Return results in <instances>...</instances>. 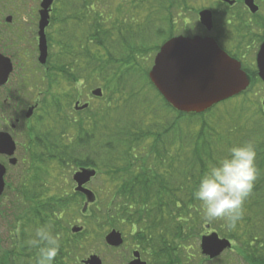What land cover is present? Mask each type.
Returning a JSON list of instances; mask_svg holds the SVG:
<instances>
[{
  "label": "trees",
  "instance_id": "16d2710c",
  "mask_svg": "<svg viewBox=\"0 0 264 264\" xmlns=\"http://www.w3.org/2000/svg\"><path fill=\"white\" fill-rule=\"evenodd\" d=\"M173 2L177 3L178 0L129 1L134 11L132 17L117 21L110 15H104L98 9L95 0H83L82 7L88 8V17L85 13L80 17V21L86 24L83 36L80 37L78 48H75L74 52L71 51L72 47L61 43L57 68L60 71L59 75L66 74L65 77L75 81V87L83 78L85 84L90 87L96 84V80H104L107 92L104 96L105 105L93 110L90 104L84 110L87 116H80L81 118L74 120L73 123L71 118L63 115L61 109L63 97H60L51 115L44 113L54 120L51 127L53 130L44 124L45 120L41 123L42 164H47L51 160L58 161L63 166H68L73 161L75 163L78 155L73 152H77L79 148L72 147L73 143L97 141L101 144H127L124 147L105 146L106 151L111 153H107V163L104 161L102 164L104 168L107 166L115 170L108 173L111 178L110 189L107 191L110 194L109 199L105 205L93 210L92 217L98 227L104 228L103 225L106 223L115 227V222H120L134 229L137 223L145 225L144 218L151 226L161 227L166 212L167 229H171L169 223L173 222L174 217L179 221V225L184 224L187 232L192 227L205 225V220L201 218V203L193 197L202 175L226 157L231 147L251 142L257 154L255 160V165L258 166L257 178L252 192L244 201L241 219L234 228L227 227L222 231V235L234 241L233 249L236 248L248 264H264V116L254 117L253 112L251 113L253 99L245 95L240 102H236L238 97L225 101L222 104L228 103L227 108L220 111L219 115L215 112L216 106L203 113L177 112L179 117L190 119V123H199L197 130L188 132H184L178 123H164L163 126L151 123L146 119L145 113L140 116L139 111L129 107L136 97L145 95L141 93L145 85L127 82L136 65L133 54L138 55L144 50L151 51L140 43L142 35L147 32H155L158 35L166 32L162 25L156 26L155 20L151 19L152 13L144 15L147 17L145 21L140 20V10L147 7L149 13L156 8L159 13H163L166 12V4L170 3L171 7ZM134 20L135 29H138L136 31L131 24ZM139 25L143 26L139 28ZM169 35H172V32ZM113 49L124 54L118 57ZM123 66H126V69H122ZM146 86L154 89L149 80L146 81ZM76 96L79 94L70 98L69 102ZM100 99H103V96ZM161 99L167 110L175 111L163 98ZM234 112H238V116ZM243 112L249 113L250 119H246V123L236 118L241 117ZM214 115L219 117L211 122ZM228 117L230 120L224 122L223 119ZM89 125L92 128L90 130L87 129ZM72 127L76 132L70 135L71 132L68 130ZM148 137L153 139L149 146L132 145L145 143ZM138 151L142 156L136 154ZM150 155L154 156L153 164L148 160ZM140 157H143V162L138 161ZM140 173H144L146 177H133ZM119 174H128L132 177H116ZM40 178L45 180L43 177ZM112 187L114 190L111 192ZM25 193L27 196L23 198L29 201V207L22 206V210L16 213L18 216L13 223L7 218L11 226L8 229L10 234L6 237V247L0 246V264H36L38 248L32 246L29 241L33 238L35 229L43 225H50L53 233L60 237V251L54 264H82L79 261V252L84 243L90 240L91 232L86 228L77 234L65 231L61 218L67 200H57L55 195L49 200L44 199L42 198L44 190L34 195L24 191L22 195ZM89 210L87 208L82 213L86 215ZM102 215L106 218V223L99 222ZM186 235L189 237L187 233ZM171 258L169 256L167 262Z\"/></svg>",
  "mask_w": 264,
  "mask_h": 264
},
{
  "label": "rangeland",
  "instance_id": "374dc122",
  "mask_svg": "<svg viewBox=\"0 0 264 264\" xmlns=\"http://www.w3.org/2000/svg\"><path fill=\"white\" fill-rule=\"evenodd\" d=\"M129 1L132 0H95V3L97 4L98 9H100L104 15H110L112 16L113 20L116 19L117 21H119L121 18L130 19L132 17L134 11L131 8V5L128 3ZM182 1L183 0H178L177 3L173 2L174 4H171L172 14L170 15L167 10L166 12L159 13L156 8L152 10L153 12L150 10L148 13L147 7H143V9L140 10L139 14V17H141L140 20L145 21L147 17H144V15H146L147 13L148 16L150 13H152L151 19L155 20L156 26L159 27L162 25L166 29V22H164V19L166 18V20L169 21L171 25L170 29L172 30L173 28L172 32H179L180 29L178 28H181L182 26V16H189L191 17V19L196 20V10L200 7L208 5L210 0H186L185 5L187 6V9L185 8V6L183 7V4L180 5ZM82 2L83 0H71L70 5L67 3L59 5L60 8L58 10V13L61 16V24L59 23V25L55 28L49 27L48 29V36L51 40L49 41V51L51 57L49 58L48 65L46 67H39V65H36V68L33 66L29 67L27 65L24 69V72H26L27 75L25 76V80L23 81V86L18 85V83L16 82L9 83L13 90L18 88L19 91H22L23 88H25L24 93L26 95L27 92L31 93L32 91L28 89L29 86L33 88L36 84H38V89H41L43 94L50 95V97H44V103L45 101H49L52 99L59 101V98L63 97V100L61 101V109L63 115H65V117L68 116L73 121L79 120L81 118L80 116H87V113L85 111L78 112L75 110V100H79L81 104L89 102L93 110H96L100 107L102 108L103 104L105 105L104 96L107 95L104 80H96V84L90 87L89 85L85 84V80L83 78L79 80L78 85L75 87V81L71 78L65 77L66 74L59 75L60 71L57 68V60L61 55L60 44L64 43L63 45L66 44L67 46L72 47L71 51L74 52V49L78 48L80 37L83 36L84 26L86 24L85 22L80 21V17L82 16V13H85L88 17V8L82 7ZM37 7L38 0H0V12H2L1 23H5V18L9 15H13L14 21L19 23L24 19V17L27 18V15L32 16L36 14ZM194 7H197V9L195 8V10ZM20 15H22L21 18ZM67 17L69 19H67ZM171 17L173 18L174 25ZM135 20H137V16L135 17ZM135 20L134 23H131L133 24L134 31L138 30L135 29ZM30 26L29 28L32 29ZM141 26L143 25H139V28ZM53 30L54 32L52 33ZM165 35L166 32L160 35L156 34L155 32H147L146 34L142 35L143 38L140 40V43H143L144 46L151 49V51L149 52L148 50H144L138 55L133 54L136 65H134V71L129 74L127 82H129V84L132 82H137L145 85L141 92L145 93V95L144 97H136L131 102L129 107H133L135 110L139 111L140 116H143V113H145L146 119H148V121L151 123H158L161 126L165 125L164 123H178L179 127L184 132H188L189 130H197L199 128L198 122L190 123L191 120L187 117H179V115L175 114L173 110V112L167 110L164 102L156 93V91L152 87L146 86V81L149 80L148 73L153 65L157 49L163 42ZM54 44L55 46H53ZM113 52L119 55L118 57H120L121 54H124L117 49H113ZM53 56H55V59L52 58ZM31 68H34L35 70H32L33 75L29 77V69ZM122 69H126V66H123ZM19 72L21 73L22 71ZM95 88H101L103 90V99H100L101 97H93L91 91ZM138 90L140 91L139 87ZM0 91V95L3 97L5 95L4 93L6 92L3 90ZM256 91L259 93V97L264 94L263 89H259V87ZM76 94H79V96H76V98L72 100V102H69V99L74 98L73 96ZM21 95L23 99H27L24 94ZM257 96H253L252 98L254 101V106L251 110V113L253 112L254 117L258 115L264 116V112L262 108H260V104L258 101L259 99ZM241 98L242 97H238L236 99V102H240ZM14 103L12 102L11 104L14 105ZM227 104L228 103H224L216 107V114H221L220 111H224L227 108ZM237 113L238 112H234L236 116H238ZM217 115H214V117L211 118V122L212 120H215L217 117H219ZM236 118H239L242 123H246V119H250L248 112H243V115L241 117L239 116ZM223 120L224 122H228L230 120V117L224 118ZM73 123H75V121ZM250 124L251 123H249V126ZM4 126L5 125L0 122V130L4 129ZM90 128L91 126L89 125L87 129L90 130ZM69 131L71 132V135L76 132V129L72 127L68 130V132ZM21 132V136H24L23 131ZM23 138L19 139L21 141H26V137ZM147 139L148 140L145 143H141L139 147L149 146L153 139L152 137H148ZM117 151L118 150H116V152ZM107 158L108 155L106 154L105 163H107ZM153 159L154 156L152 155H150L148 158V160L151 161L152 164ZM72 164L73 163H69L68 166H63V164L58 163V161L55 160H51L50 162L48 161L47 164H42L41 174L45 180H42L41 178L38 179L36 187L37 189L40 188L41 191L44 190V197H42L44 199L49 200L55 195L57 200H67L66 204L63 206L61 218L63 219V226L65 227V231H67L68 233H72L71 228L76 225L82 226L86 228V230H89L91 232L90 240L84 243V246H82V249L79 252L80 262L87 259L90 255L96 254L101 258L103 264H128V262L133 258L132 251L135 250L137 246H139L138 249L141 251L142 260H144L147 264H248L240 256L236 248L233 249L235 246L234 241H232L227 236L222 235V231H225L228 227L223 219H217L210 223L205 221V225L192 227L190 231L186 232L184 224L179 225V221L174 217L173 222L169 223L171 229H167L166 212L163 215L164 221L161 227L151 226V224L147 223L146 219L144 218L143 220L145 222V225H140L137 223L134 225L135 229L120 222H115V227L108 226V224L106 223V218H103L102 215V219H100L99 222L106 224L103 225L104 228H99L96 220L94 219V217H92L93 210L95 208H98L100 205H105L107 200L109 199L110 194H108L107 191L108 189H110L109 181L111 180V178L110 174L108 173L113 172L115 168H109L107 166H105V168H100L99 171H101V176L98 173V175L93 178L88 184V188H90L96 194L97 201L89 206L90 210L85 215L84 213H82V208L84 206V203L86 202V197L80 193L77 194L75 192L76 184L73 180ZM12 170L14 171V173L18 172L17 168ZM20 178L21 177H5L7 188L4 192V195L0 199V246L3 247H6L7 245L6 237L10 234L8 229L11 227L7 222V218L10 220V222L13 223V220H15V218L18 216L16 215V213L22 210L21 207H29V201L24 199V195H22L24 190L20 187ZM32 179L33 177H29L27 180L29 182V180L32 181ZM119 183H121V181H119ZM113 190L114 189L112 187L111 192ZM42 198H39V200H41ZM102 211L104 214V210ZM201 218H203V215H201ZM178 227L179 230L177 231ZM112 229H117L122 233L125 240V244L123 246L114 248L106 244L104 240L105 235ZM212 232H217L221 238H227L232 243L231 249L225 250L219 257L214 259H211L208 256L204 255L201 251L200 246L202 236L211 234ZM186 233L189 235V237L186 235ZM169 256H171L172 258L171 260H169V262H167Z\"/></svg>",
  "mask_w": 264,
  "mask_h": 264
},
{
  "label": "flooded vegetation",
  "instance_id": "af4514ba",
  "mask_svg": "<svg viewBox=\"0 0 264 264\" xmlns=\"http://www.w3.org/2000/svg\"><path fill=\"white\" fill-rule=\"evenodd\" d=\"M62 1L64 0H55L51 6L50 22L45 30L48 41V51L49 41H51L48 36V29L49 27L55 28L59 25L61 16L58 10ZM68 1L71 2V0ZM185 1L186 0H183L180 5L183 4V7L185 6L187 9ZM254 1L258 6L256 12L251 11L246 4V0H210L208 5L204 7H200L199 9L194 7V9H197H195L196 20L191 19L189 16H182V26L178 28L180 31H177L176 34L188 37L198 36L201 38H210L216 42L221 50L238 61L241 64V69L249 79V85L235 97L249 95L253 98V96L258 95L260 108H262L264 112V94L259 97V93L256 91L259 87V89H263L264 92V80L260 77L257 62L258 53L264 41V0ZM41 3L42 0H38L36 14L32 16L27 15V18L24 17L19 23L14 21L13 15L7 16L4 21L5 23H1L2 12H0V53L8 57L13 64V71L9 76L8 82L0 87V90L6 92L3 97L0 95V122L5 125L3 127L4 129H1L0 132L10 134L12 139L16 142L14 154L8 155L0 153V164H3L6 168L4 177H21L20 187L23 188L25 192H29V195L41 192V189H37L36 187L38 183L37 180L39 177H42V144L40 143L42 137L41 123L45 120L44 124L49 125L50 129L53 127L54 120L47 117V114L44 113L47 112L51 115L52 110L56 108L55 104L57 100L52 99L44 103V97H50V95L43 94L42 90L38 89V84L33 88L29 86L30 88L28 87V89L32 91L31 93L27 92L26 95L24 93L25 88H23L22 91H19L18 88L13 90L9 83L16 82L18 85L23 86V81L27 75L24 69L27 65L29 67H35L36 65H39V67H46L48 65L49 58L51 57L50 51L47 63L43 64L39 60ZM166 10L169 12V15L172 14L170 3L166 4ZM203 10H209L211 12L210 26L204 24L201 20L200 13ZM21 17L22 15H20V18ZM67 19L69 18L67 17ZM171 19L173 21L172 17ZM29 26L32 29H30ZM169 28L170 23L166 20V29L168 30ZM53 32L54 30L52 33ZM53 46H55V44ZM52 58L55 59V56ZM32 70L35 69H29V77L33 75ZM19 71L22 72L20 73ZM21 94H24L27 99H23ZM12 102H15L14 105L11 104ZM75 103L76 101H74V106ZM21 131H23L24 136H21ZM23 137H26V141H21L19 139ZM102 145L104 147H101ZM126 145L127 144L123 143L101 144L99 142L73 143L72 147L79 148L77 152H73L78 155L77 159L75 158V163H73L74 161L72 162L73 176L84 169L96 170V176L98 173L101 176V171H99V169L104 168L102 163L105 161V155L111 153L106 151L105 146L124 147ZM132 145L134 147H139L141 143H134ZM136 154L142 156L139 151L136 152ZM12 159H16V162L13 163L11 161ZM143 160V157H140L138 161L143 162ZM15 168H17V173H14L12 170ZM29 177H33V179L28 182L27 179ZM116 177L132 176L128 174H119ZM133 177H146V175L140 173ZM89 183L86 184V188H88ZM76 186L77 184L75 188ZM82 195L84 196V194ZM24 196L26 197L27 193H25ZM124 244L125 241L121 246ZM138 248L139 246L132 251V255L134 251H139L141 255V251ZM133 259L134 256L131 260Z\"/></svg>",
  "mask_w": 264,
  "mask_h": 264
},
{
  "label": "water",
  "instance_id": "95a60500",
  "mask_svg": "<svg viewBox=\"0 0 264 264\" xmlns=\"http://www.w3.org/2000/svg\"><path fill=\"white\" fill-rule=\"evenodd\" d=\"M54 0H43L40 19V57L45 64L48 58V44L45 28L49 24L50 6ZM252 12L258 10L254 0H246ZM204 24L210 26L211 12L203 10L200 13ZM258 68L260 77L264 80V41L258 54ZM13 71L11 60L0 53V87L4 86ZM150 78L155 87L165 99L181 112H204L216 103L235 96L245 90L249 85V79L236 60L230 58L219 48L216 42L210 38L177 36L165 42L158 52L155 63L150 71ZM95 96H102L101 88L92 91ZM89 104L79 106L76 109H86ZM16 142L11 135L0 132V153L14 154ZM13 163L16 159L11 160ZM6 168L0 164V197L5 190ZM95 170L84 169L74 175L77 182L76 191L84 193L88 202L95 200L93 191L84 187L93 176ZM88 203L85 205V208ZM209 228V225H208ZM82 227L74 226L72 231L78 233ZM109 246L119 247L124 243V237L117 229H112L105 236ZM201 251L211 259L219 257L225 250L232 248V243L227 238H221L217 232L204 235L201 238ZM134 259L128 264H147L141 259L139 251L133 252ZM83 264H103L101 258L92 254L83 260Z\"/></svg>",
  "mask_w": 264,
  "mask_h": 264
},
{
  "label": "clouds",
  "instance_id": "9594fccd",
  "mask_svg": "<svg viewBox=\"0 0 264 264\" xmlns=\"http://www.w3.org/2000/svg\"><path fill=\"white\" fill-rule=\"evenodd\" d=\"M256 155L251 142L233 146L226 157L202 175L193 197L200 201L206 222L223 219L229 228L236 226L257 178ZM29 243L38 248L36 264H54L60 251V237L50 225L37 227Z\"/></svg>",
  "mask_w": 264,
  "mask_h": 264
},
{
  "label": "bare ground",
  "instance_id": "6f19581e",
  "mask_svg": "<svg viewBox=\"0 0 264 264\" xmlns=\"http://www.w3.org/2000/svg\"><path fill=\"white\" fill-rule=\"evenodd\" d=\"M228 55V54H227ZM229 56V55H228Z\"/></svg>",
  "mask_w": 264,
  "mask_h": 264
}]
</instances>
